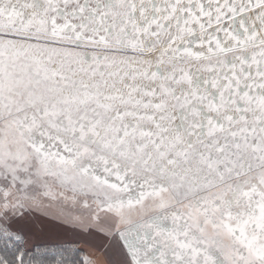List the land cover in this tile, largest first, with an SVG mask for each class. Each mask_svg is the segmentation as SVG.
Here are the masks:
<instances>
[{
    "label": "snow or ice",
    "instance_id": "obj_1",
    "mask_svg": "<svg viewBox=\"0 0 264 264\" xmlns=\"http://www.w3.org/2000/svg\"><path fill=\"white\" fill-rule=\"evenodd\" d=\"M0 264H264V0H0Z\"/></svg>",
    "mask_w": 264,
    "mask_h": 264
},
{
    "label": "crops",
    "instance_id": "obj_2",
    "mask_svg": "<svg viewBox=\"0 0 264 264\" xmlns=\"http://www.w3.org/2000/svg\"><path fill=\"white\" fill-rule=\"evenodd\" d=\"M100 243V240L95 237L89 236L87 233H81L80 235V245L85 253L95 252V254L99 256L100 253L96 252V249L99 248Z\"/></svg>",
    "mask_w": 264,
    "mask_h": 264
}]
</instances>
